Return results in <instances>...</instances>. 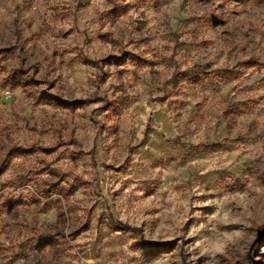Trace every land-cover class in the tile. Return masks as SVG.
I'll list each match as a JSON object with an SVG mask.
<instances>
[{
	"label": "rangeland",
	"instance_id": "1",
	"mask_svg": "<svg viewBox=\"0 0 264 264\" xmlns=\"http://www.w3.org/2000/svg\"><path fill=\"white\" fill-rule=\"evenodd\" d=\"M263 226L264 0H0V264H264Z\"/></svg>",
	"mask_w": 264,
	"mask_h": 264
},
{
	"label": "trees",
	"instance_id": "2",
	"mask_svg": "<svg viewBox=\"0 0 264 264\" xmlns=\"http://www.w3.org/2000/svg\"><path fill=\"white\" fill-rule=\"evenodd\" d=\"M258 235H261L260 237H259V240H258V242H261L263 239H264V226L263 227H260L259 229H258ZM158 249H161V248H158ZM160 250H157L156 252H159Z\"/></svg>",
	"mask_w": 264,
	"mask_h": 264
}]
</instances>
